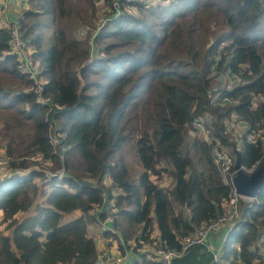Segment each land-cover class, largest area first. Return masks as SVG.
Returning <instances> with one entry per match:
<instances>
[{
  "label": "trees",
  "instance_id": "obj_1",
  "mask_svg": "<svg viewBox=\"0 0 264 264\" xmlns=\"http://www.w3.org/2000/svg\"><path fill=\"white\" fill-rule=\"evenodd\" d=\"M101 1L113 5L24 0L17 21L0 25V149L11 156L0 179V220L11 228L0 234V264H94L88 226L106 195L115 231L104 237L138 253L133 264H161L140 249L157 238L179 247L227 211L233 186L214 160L215 138L239 149L247 167L261 159V145L243 136L239 148L231 126L238 116L264 127V0L134 2L144 14L114 11L100 27ZM15 24L37 76L9 48ZM225 72L238 83L219 80ZM200 117L210 140L192 136ZM131 141L145 167L138 175L124 155ZM239 206L222 246L226 264H264V191ZM172 264H213V251L195 244Z\"/></svg>",
  "mask_w": 264,
  "mask_h": 264
},
{
  "label": "built area",
  "instance_id": "obj_2",
  "mask_svg": "<svg viewBox=\"0 0 264 264\" xmlns=\"http://www.w3.org/2000/svg\"><path fill=\"white\" fill-rule=\"evenodd\" d=\"M20 3H24V0H18ZM113 0V12L115 11L117 14H120L124 10L125 4H131L134 2H139L142 4L150 3L151 0ZM162 2H168L170 0H157ZM0 3V11L2 7L6 4ZM1 25V22H0ZM8 44L10 50L13 52H17L19 54L20 66L23 71L30 72L33 76H37L38 74V66L34 63V55L33 50L31 49L29 42L25 39L22 31L18 27L17 24L12 25L9 31V39ZM240 79V78H238ZM231 101V98H227ZM233 126L236 127L246 125L248 130L245 134L246 139L251 143L260 144L262 147V156L261 159L252 166H245L242 164V167L251 172L255 170L261 161L264 159V127L263 128H251V124L248 120L235 116L232 121ZM192 128L196 131H201L205 133V139L210 140L209 131L207 129L205 118L200 117L196 118L192 122ZM237 128V127H236ZM238 129V128H237ZM57 140V137L54 138ZM213 156L214 160L225 174L226 180H230L232 183V178L236 173L235 168V158L232 151L224 144L223 140L219 137L215 138L214 146H213ZM11 162V156L7 155L5 151L0 152V168L8 167ZM6 176V173H0V179ZM233 186V185H232ZM240 199L252 204L255 201V197L244 196L239 194L236 191V188L233 186V194L227 205L226 213L218 216L215 220L207 222L200 227H198L192 233L185 235L180 240L179 247H172L169 245L158 244V238L155 240V246L153 245L150 248V252L153 253L154 259L161 262V264H172V260L176 256L183 255L189 247L195 244H203L208 246V240L212 233L217 232L222 225L227 223H235L239 219V210H240ZM103 213V218L101 215L97 213ZM91 213H94L96 219L99 221L98 223L103 227V229L115 231V227L113 225L114 220V208H113V200L109 199L106 195L104 200L101 202L95 203L93 210ZM97 214V215H96ZM157 236V235H156ZM213 251V264H226V260L223 254V248L219 247L217 249L209 248ZM152 250V251H151ZM130 255V252L119 253V255L107 254L106 252H101L98 254L94 264H121L126 257Z\"/></svg>",
  "mask_w": 264,
  "mask_h": 264
},
{
  "label": "rangeland",
  "instance_id": "obj_3",
  "mask_svg": "<svg viewBox=\"0 0 264 264\" xmlns=\"http://www.w3.org/2000/svg\"><path fill=\"white\" fill-rule=\"evenodd\" d=\"M113 1V0H112ZM19 3V1L17 0H14V3ZM151 2H162V1H157V0H151ZM149 3H145V5H148ZM154 4V3H153ZM181 6H177V5H174V8L178 9L180 8ZM27 8H29V5L26 3L24 5H19V4H13L11 3L9 5V9H7L9 11V14L11 16H13V19L14 21H17L19 15H21L24 10H26ZM124 10L127 11L128 13H132V14H144V12L139 9V7L137 5H132V4H125L124 5ZM113 14V8L112 7H107L106 8V3L104 1H101L100 4H99V13H98V17H99V25L100 27H103L106 22L108 20L111 19V16ZM219 27V26H218ZM218 27H213V30L217 31L218 30ZM223 28V26H220ZM79 31H81V33H85V29L84 28H79ZM219 80H223L224 83H227L229 87H233L234 84L238 83V80L236 79H232L230 77V75H228V73H222L220 76H219ZM236 130L234 129L235 126H231V129H232V132L234 134H231V136L236 140L237 142V146L240 148L241 147V141H242V138L243 136H245V134L247 133V126L246 125H242V126H238L236 125ZM193 129V128H192ZM196 133H198V136L200 138H205V133L201 132V131H196V130H192V136H194ZM0 142H2V138L0 137ZM132 143H129L127 144V147L125 148L124 150V155L126 157V160L129 162V164L132 166L133 168V173L134 174H139L140 172H142L143 170H145V167L143 164L140 163V160L138 159V157L135 155L134 151H132V147L131 145L134 144L133 141H131ZM1 144V143H0ZM228 147V146H227ZM229 150L230 151H233L232 150V146L230 145L229 147ZM239 150V149H238ZM1 151H4V149H0V152ZM234 155V158H235V161H236V154H233ZM36 158V157H35ZM39 158V159H38ZM37 161L40 163L41 166H43L45 169H51V165L52 163L47 161V160H43L41 157H38ZM9 171V168L8 167H1L0 168V173L2 174L3 172L7 173ZM154 178V176H153ZM161 184L167 186L170 184V179L168 177H164L162 180H161ZM38 183H41L40 180H38ZM110 183H108L109 185ZM44 200V197L42 196H39L36 198V203L37 202H42ZM80 212V210L76 211L75 213H78ZM69 215L67 214L65 216L66 219H69ZM7 223L6 222H3L0 220V234L1 233H9L11 232V228H7ZM153 227H154V231L157 230V227H156V224L155 222H153ZM91 234L93 236H95V234L91 231ZM153 234V232H152ZM116 242V240L114 241ZM153 245L155 246V243H153L152 245H148L150 248L153 247ZM264 250V247L262 248ZM152 251V250H151ZM149 255H153L152 252L149 251Z\"/></svg>",
  "mask_w": 264,
  "mask_h": 264
},
{
  "label": "crops",
  "instance_id": "obj_4",
  "mask_svg": "<svg viewBox=\"0 0 264 264\" xmlns=\"http://www.w3.org/2000/svg\"><path fill=\"white\" fill-rule=\"evenodd\" d=\"M4 1H6V4L2 7L1 11H0V20L1 23L3 25V21L5 18L8 19H13V16H11L9 14V11L7 9H9V5L11 3L13 4H19V5H24V3H14V0H0V3H5ZM26 4V3H25ZM81 212L75 213L73 212L72 214H69V218L74 217L79 215ZM94 214V213H92ZM99 221L96 219L95 221L89 223V233H91V231L95 234L94 238L97 242V250H98V254L101 252H106L107 254H112V255H119V253H121L120 249H119V243L118 241L114 242L115 240H112V238H106L103 235V227L98 223ZM229 224L227 223L225 225H222L220 227V229L217 232H214L210 235L209 240H208V245L209 248L217 249L219 247L223 246V243L225 241V237L227 235V232L229 230ZM153 235L156 236L158 235V229L156 231L153 232ZM142 252H149L150 247L145 244L141 249ZM130 255L128 257H126V259H124V261L121 264H133L135 259H141L140 255L138 253H133L131 251Z\"/></svg>",
  "mask_w": 264,
  "mask_h": 264
},
{
  "label": "water",
  "instance_id": "obj_5",
  "mask_svg": "<svg viewBox=\"0 0 264 264\" xmlns=\"http://www.w3.org/2000/svg\"><path fill=\"white\" fill-rule=\"evenodd\" d=\"M234 152L237 171L232 178V185L239 194L256 198L261 191H264V159L255 170L249 172L242 167L241 151L235 148Z\"/></svg>",
  "mask_w": 264,
  "mask_h": 264
}]
</instances>
